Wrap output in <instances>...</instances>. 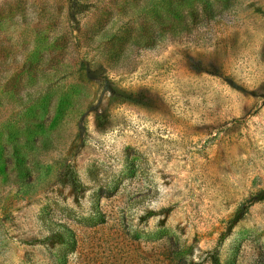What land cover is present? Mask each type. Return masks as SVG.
Segmentation results:
<instances>
[{
    "label": "rangeland",
    "instance_id": "374dc122",
    "mask_svg": "<svg viewBox=\"0 0 264 264\" xmlns=\"http://www.w3.org/2000/svg\"><path fill=\"white\" fill-rule=\"evenodd\" d=\"M154 1L0 0V264H264V0Z\"/></svg>",
    "mask_w": 264,
    "mask_h": 264
},
{
    "label": "trees",
    "instance_id": "16d2710c",
    "mask_svg": "<svg viewBox=\"0 0 264 264\" xmlns=\"http://www.w3.org/2000/svg\"><path fill=\"white\" fill-rule=\"evenodd\" d=\"M153 3H154V5L159 6V8H157V6H152L153 8L154 7L157 8L156 11L153 12V14L158 15L159 17H161V15H162L165 18H167L168 14L172 11V7L168 3H165V2L161 3V0L158 2L154 1ZM150 11L152 12L153 10H150ZM158 16H156V17L158 19H160ZM5 18H6V16H4V14L0 8V21L2 19H4V21H5ZM111 35L116 38L118 44H119V42L121 43V41H122V43H124L126 40L130 39L129 38L130 33H129V30H127V29H119V30L116 29V32L111 34ZM114 52H116V51H114ZM73 178L75 179V185H79L78 180L75 178V176H73ZM242 209L243 208L240 207L238 209V211L235 213V216H234L235 220L241 218V216L243 215ZM178 264H198V263L192 262V261H187L184 258H180V260L178 261ZM212 264H218L217 256H213Z\"/></svg>",
    "mask_w": 264,
    "mask_h": 264
}]
</instances>
